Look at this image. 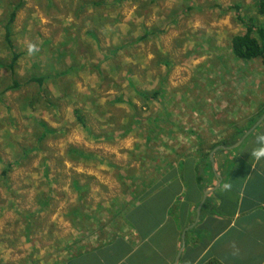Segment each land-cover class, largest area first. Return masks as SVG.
<instances>
[{
  "label": "rangeland",
  "instance_id": "rangeland-1",
  "mask_svg": "<svg viewBox=\"0 0 264 264\" xmlns=\"http://www.w3.org/2000/svg\"><path fill=\"white\" fill-rule=\"evenodd\" d=\"M20 1L0 0V264H62L68 230L79 247L119 233L107 198L137 146L194 129L195 108L215 115L217 93L254 98L244 83L264 81V66L233 56L246 27L224 10L264 17L260 0H24L11 71L4 26Z\"/></svg>",
  "mask_w": 264,
  "mask_h": 264
},
{
  "label": "crops",
  "instance_id": "crops-1",
  "mask_svg": "<svg viewBox=\"0 0 264 264\" xmlns=\"http://www.w3.org/2000/svg\"><path fill=\"white\" fill-rule=\"evenodd\" d=\"M244 85L254 98L217 93L215 115L195 108L194 129L186 121L157 137L163 145L137 146L130 177L122 169L107 198L119 233L79 247L81 233L68 230L73 254L62 264H264V157L251 156L264 131V81Z\"/></svg>",
  "mask_w": 264,
  "mask_h": 264
},
{
  "label": "trees",
  "instance_id": "trees-1",
  "mask_svg": "<svg viewBox=\"0 0 264 264\" xmlns=\"http://www.w3.org/2000/svg\"><path fill=\"white\" fill-rule=\"evenodd\" d=\"M129 1H136V0H117L118 3H125ZM24 0H21L16 5H12L11 11L9 12L8 20L4 26L5 31V37L4 41L6 44V47L12 54V62L10 65V70L14 71L16 65L18 64V61L22 58L20 54L17 53L15 46H14V27L17 20V15L19 11L23 8ZM235 10L237 12V20L239 23H241L243 26L246 27V33L244 35L236 36L232 40V46L231 51L235 58L242 62H252V61H258L260 60L262 62V65L264 66V25H260L259 23H256L255 20L250 19L249 21H246L245 18L241 14L242 8L239 5L231 6L229 9L224 10L225 13L232 12ZM258 13L260 16L264 17V0H260L258 4ZM31 82L36 83L40 85V87H43L46 84V79L41 77L39 79L33 78ZM19 84L14 81V84L9 90L19 89ZM6 91L2 92V94H5ZM144 97H147V94L142 93ZM158 95H154L155 97ZM148 98V97H147ZM1 100V96H0ZM80 124H82L84 127L85 122L83 117H77ZM12 168L9 166L7 169H5L2 172V177L7 178V174ZM79 189V187H77ZM33 229H26L27 234H30Z\"/></svg>",
  "mask_w": 264,
  "mask_h": 264
},
{
  "label": "clouds",
  "instance_id": "clouds-1",
  "mask_svg": "<svg viewBox=\"0 0 264 264\" xmlns=\"http://www.w3.org/2000/svg\"><path fill=\"white\" fill-rule=\"evenodd\" d=\"M254 143L256 144V148L251 153V156L255 158L264 157V131L256 135Z\"/></svg>",
  "mask_w": 264,
  "mask_h": 264
}]
</instances>
